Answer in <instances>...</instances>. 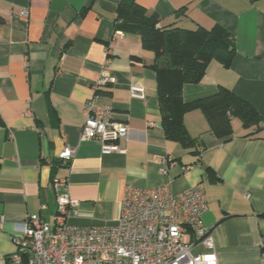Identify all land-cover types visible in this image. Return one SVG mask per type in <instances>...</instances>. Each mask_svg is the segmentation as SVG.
<instances>
[{
  "label": "crops",
  "instance_id": "obj_1",
  "mask_svg": "<svg viewBox=\"0 0 264 264\" xmlns=\"http://www.w3.org/2000/svg\"><path fill=\"white\" fill-rule=\"evenodd\" d=\"M136 2L159 17L160 27L218 26L232 37L230 66L210 62L182 97L190 102L225 88L257 111L258 126L234 119L231 136L218 139L194 111L183 121L195 146L166 139L154 54L139 35L116 29L120 0H0V264H11L14 229L28 216L54 224L57 178L78 200L68 224L85 227L115 225L126 187L168 184L178 195L200 186L216 264H264V0ZM23 9L26 19L18 17ZM104 65L112 83L98 104L128 127L122 153L110 155L101 154L98 141L80 140L84 103ZM130 86L142 87L144 100L132 99ZM66 146L75 149L67 167L58 161ZM203 252L201 245L192 249Z\"/></svg>",
  "mask_w": 264,
  "mask_h": 264
},
{
  "label": "built area",
  "instance_id": "obj_2",
  "mask_svg": "<svg viewBox=\"0 0 264 264\" xmlns=\"http://www.w3.org/2000/svg\"><path fill=\"white\" fill-rule=\"evenodd\" d=\"M18 17L26 19L28 11L23 9ZM111 83L104 65L100 78L91 85L94 95L83 107L80 140L98 141L102 155L122 153L119 143L128 135L127 125L113 118L111 108L98 104L100 90ZM129 93L132 99L144 100L142 87L130 86ZM74 154L75 149L66 146L58 161L69 165ZM190 168H182L183 173ZM52 189L56 195L54 224L30 215L16 225L11 264H216L213 237L203 223L207 206L200 186L178 195L172 194L168 184L152 189L126 187L116 224L101 227L69 225L68 217L77 213L78 200L70 197L66 179H53ZM195 245H201L204 252L193 254ZM262 248L264 257V244Z\"/></svg>",
  "mask_w": 264,
  "mask_h": 264
},
{
  "label": "trees",
  "instance_id": "obj_3",
  "mask_svg": "<svg viewBox=\"0 0 264 264\" xmlns=\"http://www.w3.org/2000/svg\"><path fill=\"white\" fill-rule=\"evenodd\" d=\"M159 23V17L155 13L148 14L136 0H120L116 29L139 35L142 47L154 54L152 69L156 74L165 138L192 149L195 140L188 134L183 120L186 114L194 111L203 114L209 130L218 139L231 136L234 119L244 128L258 126L257 111L225 88L220 87L214 95L190 102L182 97L184 85L199 84L210 62L216 61L226 69L230 66L235 56L232 37L218 26L210 30L201 27L186 30L160 27Z\"/></svg>",
  "mask_w": 264,
  "mask_h": 264
}]
</instances>
